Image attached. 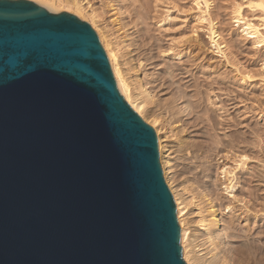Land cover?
<instances>
[{"label":"water","instance_id":"1","mask_svg":"<svg viewBox=\"0 0 264 264\" xmlns=\"http://www.w3.org/2000/svg\"><path fill=\"white\" fill-rule=\"evenodd\" d=\"M0 264H187L155 130L92 27L0 0Z\"/></svg>","mask_w":264,"mask_h":264},{"label":"rangeland","instance_id":"2","mask_svg":"<svg viewBox=\"0 0 264 264\" xmlns=\"http://www.w3.org/2000/svg\"><path fill=\"white\" fill-rule=\"evenodd\" d=\"M54 1L59 4H61V2L66 4V2L72 3L75 0ZM78 1L82 3L85 9H87V12L91 13L92 10H95L97 12V16L99 17V19L97 18V22L99 23L98 25L101 26L102 24H104L102 26H108L107 30H111L112 28L113 31L109 30L110 33L113 32L115 35L118 34L117 36H123L124 30H122L123 34L122 31L117 30L120 28H118L119 26H117V23L115 22V19L117 17L114 14L116 10L115 8L119 6L121 2L115 3L114 0ZM133 1L134 0H130L131 3L128 2L129 5L126 3V9L124 11H128L125 17L127 23L135 21V19H137V21L139 22L141 18L140 23H137V21L133 22L134 25L130 23L131 28H134L131 33L135 31L134 33L136 34L134 35V46L136 45L135 47L137 48L133 47L132 49L138 50V52L135 51L133 54L137 60H144V65H152V67L151 65H143L144 67H142L144 69L142 70L141 68V73H144H142V79L144 82L143 84L146 87L148 86L147 88L152 91L155 98H157L156 104L154 105L153 109H160L159 105L161 106L165 103L167 105V103L171 102L173 98H176L175 93L177 88H186V86L190 85L193 86L190 89H186L185 92L189 93V95L187 96V98L185 97V100L181 99L182 101H180V99H178V104L180 105L179 108H182V103L185 101H189L192 104V107L194 108L193 110L190 109V116L188 112L183 115L184 117L179 116L177 113H175L178 112L179 108L177 111H175L177 109L176 108L174 110L176 116L170 118L172 126L173 123H175L174 126H180L184 122L191 120L190 125H186V132L187 130L190 131L183 134V136L185 137L190 133V139L187 141L189 143L185 144V146H187H184L185 149L183 147L179 148L176 145V141L174 140H169L167 142V145H169V148L171 150V154L173 155L172 165L174 180L177 184H180L183 181H189L195 188L208 186L209 188H211L210 192L212 191L211 193L212 195H214L217 204L221 206V209H224L228 204L233 207V211L235 212L226 213L227 210L223 211L222 216L224 217V219H226V221L228 220L229 222L230 220L232 221L240 217V220L236 224V233H232V231H230V233L228 232V241H230H227L228 244L226 245H220L217 250L218 252H222L221 255L224 260L226 258V264H264V81L259 77L256 78L261 66L264 64V48L258 51L255 50L252 47V43L250 41H246L241 37L240 28L236 27L237 24H234L231 21V12L233 6L237 3H245L246 1L209 0L211 3L209 13H211V18L214 20L216 29L220 34V37L222 38L221 40H224L225 42L227 41L226 45H228L227 49H229L227 51H230L229 53L227 52L229 60L222 59L218 54V51L212 48L208 33L209 31L207 30V24L200 25L196 22V12L193 10L192 0H177V2L179 1L178 3L176 2V0H174L175 3L173 5L178 6V9L172 10L171 13L173 17L171 21L167 22V25L163 28L159 27L160 25H158L159 20L165 18V11L163 10V6H167L170 2V4H172L173 0H135L134 2L136 3H134ZM113 4L114 7L110 6ZM131 6H133V8H130ZM156 7L158 8V10ZM137 9H141L142 12ZM180 9H182L183 12ZM134 10L136 11L134 12ZM247 10L248 9H246V11ZM188 11L192 16L186 18L185 16L186 13H189ZM63 12H68L79 18L81 21L88 23L96 32L100 40L98 31L89 18L80 16L72 10H62L60 13ZM129 13L130 16H128ZM137 13H141L142 15L138 16L139 19L136 16ZM245 14L246 16H249V18L253 17L254 15H258L257 13L253 14V12L249 10ZM145 15H148L147 18L145 17ZM143 17L146 19H144ZM139 29H144V31L140 32ZM194 29H197L198 41L200 40L201 47L199 48L197 44H194L195 48L191 50L187 47L183 48V53H185L186 55L184 56L182 61L177 62L175 60L173 62L172 60H170V62H168L175 65L174 70L177 71L179 68L180 70L182 69L184 71H191V74L179 75L180 73L176 72V74L170 76L171 78H168V76L166 77L163 73L167 66V63L164 61V58L162 59L160 53L165 51L169 45L168 41H170L171 37L167 38V36L174 35L173 37H179L183 35L186 36V38H193L194 35L192 34V31ZM145 31L148 32H146L145 34ZM142 34H144V39ZM194 39L196 38L194 37ZM100 43L103 46L101 40ZM234 44L236 45V48ZM149 60L152 62H150ZM247 76H250V79ZM155 78L163 80L167 83V90H165V92H160V89L157 88L158 84L154 85V81L156 80ZM173 87L176 90H174ZM156 106H158V108ZM162 106L164 107V105ZM138 115L156 132V129L151 121L144 119V117H142L140 114ZM181 118L184 122L177 124V121H179V119ZM257 130H259V134L257 133ZM183 136L181 135V137ZM232 140L236 142L233 143L235 145H230V141ZM189 146H191L190 149H187L189 148ZM182 150H186L187 152L185 151L183 153ZM241 155H247L251 159L255 158V161H250L249 163H247L246 168L249 167L250 170H255L259 175L263 177V180L260 179L252 181V183H250V186L248 185L244 190L243 180L245 174L243 171L237 170L238 175L236 181H242V183L238 186V192L241 194L238 197V200H240L241 203H236L233 201L231 202L227 193L223 192V190L221 189V179L219 177H221L220 172L221 169H223V166L227 165V167H232L234 165L233 160L237 159L236 157ZM229 234H234V238ZM261 245L263 247H261Z\"/></svg>","mask_w":264,"mask_h":264},{"label":"bare ground","instance_id":"3","mask_svg":"<svg viewBox=\"0 0 264 264\" xmlns=\"http://www.w3.org/2000/svg\"><path fill=\"white\" fill-rule=\"evenodd\" d=\"M28 1H32L36 4H39L52 13H60L62 10H72V11L76 12L78 15L83 16L85 18H89L91 20L93 25L96 27V30L98 31V35L100 37V40L103 44V47L105 48L106 54L109 58L111 69L113 71V74H114L116 82H117V86H118L121 94L123 95V97L125 98L127 103L138 114H140L142 117H144V119L151 121V123L153 124V126L156 129L157 137H158V144H159L160 161H161L165 181L168 184V186L171 190V193L173 194V197H174V200L176 203V207H177V217H178L179 225L181 227V246L183 249V258H184L185 262L187 264H226V262H225L226 258L224 260V258L221 255L222 252H218L217 250H218V247L220 245L228 244L227 243L228 237H229L228 232L230 233V231H232V233H236L235 232L236 231V224L240 220V217H238V218L234 217L236 219L233 218L234 220H232V221L230 220L229 222H228V220L226 221V219H224V217L222 216L223 211L227 210L226 213L235 212V211H233V207H231V205H229L227 203L228 205L225 206L224 209L223 208L221 209V206H219L217 204L216 199L214 198V195H212V193H211L212 191L210 192L211 188H209L208 186L201 187V188H195L192 185V183L189 181H186V182L183 181L182 183L177 184L176 181L174 180V177H173V165H172L173 164L172 163V156L173 155L171 154V150L169 148V145H167V142L169 140L176 141V143H177L176 145L179 148H182V147L184 148L185 144L189 143L187 141L190 139V133L187 134V136H185V137L183 136V134L190 131V130H187V132H186V125L187 126L190 125L191 120L184 122L181 118V119H179V121H177V124L178 123L180 124L183 122L184 123L180 126H174L175 123H173V126H174L173 127L172 123L170 121V118L175 117L176 116L175 113H177L179 116L184 117L183 115H185L188 112L189 116H190V109L193 110V108H194V107H192V104L189 101H185V102H183L184 104L182 103V105H183L182 108L181 107L179 108L180 105L178 104V101H179L178 99H180V101H182L181 99L185 100V97L187 98V96L189 95V93L185 92L186 89H190L193 86H191V85L186 86V88H183V87L177 88L178 87L177 86L176 87L177 90L173 87L174 90H176V93H175L176 98H173V100L171 102L167 103V105L164 102L165 104H162V105H164V107L162 105L161 106L159 105L160 109H156V108L153 109L154 105L156 104L157 98H155L154 93H152V91H150L147 88L148 86L146 87L143 84L144 83L143 79H142V76H143L142 73L143 72L141 73V71L144 69L143 67L146 66L147 64L144 65V62H143L144 60L143 61L139 60V59L137 60L135 58V56L133 55L134 52L135 51L138 52V50L132 49L133 47L136 46V45L134 46V40H135L134 35H136V34L134 33L135 31H133L131 33V31L134 28H131L130 23H132L134 25L133 22L137 21V19H135V21H131V22L127 23L125 16H126L128 10L124 11L126 9V3L128 4V2H130V0H120V1L114 0L115 3L121 2V4L119 6L115 5L117 7L115 8L116 10L114 13L115 16L117 17L116 19L114 18L115 22L117 23V26H119L118 28H120L117 30H119V31L124 30V34L122 31L123 36L121 35V37L117 36L118 34L115 35L113 32L110 33L109 32L110 29L107 30L108 26L103 27L102 25H104V24H102L101 26L98 25L99 23L97 22V18L99 19V17L97 16V12L95 10H92L91 13L87 12V9H85L84 6L82 5V3L79 2L78 0H75L72 3L66 2V4L62 3V2H61V4H59V3L55 2L54 0H28ZM242 1H246V2L245 3H243V2L237 3L233 6V9L231 12V21L234 24H237L236 27L240 28L241 37L246 41H250L252 43V47L258 51V50L264 48V0H242ZM176 2H177V0H176ZM134 3H136V2H134ZM170 3H168L167 6L166 5L163 6L164 7L163 10L165 11L164 12L165 18L162 20H159V22H158V25H160L159 27L163 28L164 26H166L167 25L166 23L170 22L172 17H173V15L171 13L172 10L178 9V6L173 5L175 3L174 0H173L172 4H170ZM133 4H130V5H133ZM192 4H193V10L196 12V16H195L196 22L200 25L201 24H207V30L209 31L208 33H209V37L211 40L212 48H214V50L218 51V54L221 56L222 59L227 60L228 59V54H227L228 51L227 50H229V49H227L228 45H226L227 41L225 42L224 40H221L222 38L220 37V34L218 33V31L216 29V25L214 23V20L211 18V15H210L211 13H209L210 7H211L210 1L209 0H192ZM110 6L114 7V4L110 5ZM161 7H162V5H161ZM130 8H133V6H131ZM246 9H248L249 11H252L253 14L257 13L258 15H254L253 17L249 18V16H246V14H245L248 11V10L246 11ZM137 10H139V9H137ZM157 10H158V8H157ZM180 10L182 11V9H180ZM185 10H187V9H185ZM135 11L136 10H134V12ZM139 11H141V9ZM130 12H131V10H130ZM191 13H192V10H191ZM131 14H132V12H131ZM142 14H144V13H142ZM128 16H130V13L128 14ZM136 16L138 17V16H142V15H141V13L140 14L137 13ZM147 16L148 15H145L146 18H147ZM190 16H192V15L189 12L188 14L186 13L185 17L189 18ZM146 18H144V19H146ZM138 19H139V17H138ZM132 20H133V18H132ZM140 21H141V18H140ZM140 21L139 22L137 21V23H140ZM143 22H144V20H143ZM197 29H194L192 31L193 32L192 34L194 35V37L196 39H194V37L193 38L192 37L186 38V36H183V35L179 36V37L178 36L173 37L174 35L173 36H170V35L167 36V38L171 37L170 41H168L169 45L165 51L160 53L162 59L164 58V61L167 63V66H166L164 73H163L166 77L168 76V78H169L170 76H173L174 74H176V72H179L180 73L179 75L191 74V71H184L182 69L180 70L179 68L177 71L174 70L175 65L170 64L168 62H170V60H172L173 62L175 60L177 62L182 61V59L186 55L185 53H183V50H182L183 48L187 47V48H190V50H191V49L195 48L194 44H197V46L199 48L201 47V42H200V40L198 41ZM139 30H140V32L144 31V29H142V30L139 29ZM110 31H113L112 28ZM146 32H148V31H145V34H146ZM115 33H117V32H115ZM143 35L144 34H142V36ZM144 38L145 37L143 36V39ZM163 38H166V37H163ZM193 40L195 43L193 42ZM232 40H233V38H232ZM232 40H231V42H232ZM137 43H138V41H137ZM135 48H137V47H135ZM235 48H236V45H235ZM150 62H152V61H150ZM151 67H152V65H151ZM141 68H142V70H141ZM153 77H154V75H153ZM187 77H189V76H187ZM247 77L250 79V76H247ZM258 77L264 81V64L261 66V68L258 72V76L256 78H258ZM161 79H163V78H161ZM243 80H244V78H243ZM155 84H158L157 88L160 89V92H163V91L165 92V90H167V87H166L167 83L165 81L159 80L157 78L154 81V85ZM192 98H194V97H192ZM186 100H189V99H186ZM190 100H191V97H190ZM168 101H170V100H168ZM156 107L158 108V106H156ZM178 108H179V110H178ZM174 110L175 111L178 110V112L174 113ZM257 111H259V110H257ZM259 130H257L258 134H259ZM181 135L183 137H181ZM245 141H247V140H245ZM230 142H231L230 145H232L233 143H236L234 140H232ZM233 145H235V144H233ZM185 147H187V146H185ZM190 147L191 146H189V148H187V149H190ZM224 149H226V148H224ZM185 151L186 150H184L183 153ZM236 158L237 159L233 160L234 165L232 167L231 166L227 167V165L223 166V169H221V172H220L221 177H219V178L221 179L220 180L221 181L220 186H221V189L223 190V192L227 193L231 202L233 201V202L237 203V202H240V200H238L239 199L238 197L241 195L238 192V190H239L238 186H239V184L242 183V181H236L237 175H238L237 170H241L245 174V177L243 180L244 181L243 182V185H244L243 189L244 190H245V187H247L248 185L250 186V183H252V181L260 180L264 176L262 177L255 170L254 171L250 170L249 167L246 168L247 163H249L250 161H255L254 160L255 158L251 159L247 155H241V156H238ZM215 197H216V195H215ZM250 224H251V222H250ZM231 234H229V235H231ZM231 236H233V238H234V234ZM261 247H263V246L261 245Z\"/></svg>","mask_w":264,"mask_h":264}]
</instances>
